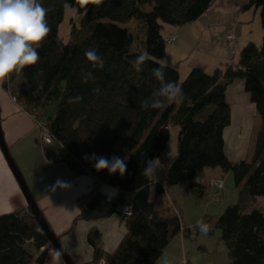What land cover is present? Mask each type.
Returning <instances> with one entry per match:
<instances>
[{
    "label": "trees",
    "instance_id": "16d2710c",
    "mask_svg": "<svg viewBox=\"0 0 264 264\" xmlns=\"http://www.w3.org/2000/svg\"><path fill=\"white\" fill-rule=\"evenodd\" d=\"M216 1L40 0L49 10L46 20L51 28L37 48L40 59L11 73L4 87L22 101L25 111L41 119L38 111L56 107L54 116L46 120L55 140L45 150L47 161L93 179L95 188L74 225L121 215L125 195L133 196L132 216L125 220L126 234L114 253L103 250L98 229L88 232L87 244L93 251L88 264H161L174 238L196 241L201 234L198 226L186 228L172 206L161 213L150 201L152 182L142 172L152 159H158L164 169L163 183L156 185L158 197L187 183L201 200L209 188L197 182V176L206 169L231 172L241 204L229 206L216 221L209 217L204 221L220 231L229 264H264V36L259 46L244 47L237 64L224 71L210 75L194 68L181 82L176 69L166 68L165 80L180 84L183 103H166L160 109L140 107V101L160 86L152 70L165 53L162 30L196 22ZM65 4L78 12L66 43L59 37ZM251 8L259 11L264 33V0H249L245 9ZM131 22L137 23L140 34L128 27ZM138 40L142 44L136 45ZM86 49H95L103 57L104 68L92 69L84 56ZM141 50L148 52L149 59L137 72L132 63ZM86 71H92L94 79L84 83L82 72ZM237 81L243 82L261 120L251 161H230L225 151V131L231 125L226 93ZM76 96L83 99L70 104L69 98ZM173 128L178 129V151L170 156L166 150ZM92 153L109 159L126 157L125 175L97 172L93 162L84 159ZM100 185L121 194L108 199L99 193ZM51 249L30 211L0 215V264H46Z\"/></svg>",
    "mask_w": 264,
    "mask_h": 264
},
{
    "label": "crops",
    "instance_id": "0c3cea01",
    "mask_svg": "<svg viewBox=\"0 0 264 264\" xmlns=\"http://www.w3.org/2000/svg\"><path fill=\"white\" fill-rule=\"evenodd\" d=\"M248 2L249 0H217L196 22L180 28L168 27L167 39L174 34L177 37L176 41L169 45L170 48L165 49L159 63L167 60L174 65L171 68L179 72L181 82L194 68H201L211 75L217 70L224 71L230 66H235L239 58L237 54L240 55L241 48L249 44L248 42L254 43L255 40L249 34L251 33L249 25L256 20L257 10L251 18L250 13L254 8L245 9ZM226 25L227 28H224ZM219 28H224V32L226 29L227 32L233 31L239 37V42L230 45L223 37L220 44L216 43V38L220 37ZM190 52L195 56H190ZM7 79L8 77L0 80V120L4 140L51 230L60 238L67 253L72 254L70 256H73L72 259L76 264H79L83 258L88 261V258L92 256V249L88 246L86 239L92 228L101 232L103 250L109 254L114 253L126 234L125 221L121 215H114L97 222L77 221L75 230L71 231L81 208L88 203L92 195L95 188L94 181L89 176H77L66 165H55L47 161L45 149L38 141L35 122L31 114L23 109L22 101L20 104L13 102V95L4 87ZM21 85L25 84L21 82ZM226 99L231 108L232 121L225 131V151L227 155L232 152L236 158V153L241 156L245 151L240 139L241 127L238 128L239 135L236 132L232 133L233 119L235 115L238 119L246 120V114L248 116V113H255L257 117L258 114L241 81L229 86ZM172 132L175 138H178V129L173 128ZM172 147L166 150L170 156L177 152V149ZM249 153L252 154V150ZM157 165L156 174L150 177L152 183L149 188V199L151 200L154 199L156 185L163 183L164 179L163 166L159 161ZM58 178L67 182L69 187L57 188L53 192L50 186ZM98 191L108 199L121 194L118 189L106 185H100ZM175 196L176 190L173 189L164 196L156 195L154 201H150L156 204L159 212L165 213L171 208L170 200L177 208ZM125 198L126 203L132 202L133 196L128 194ZM19 210L29 211L28 204L0 149V215ZM67 232H70L68 236ZM162 264L170 263L163 261Z\"/></svg>",
    "mask_w": 264,
    "mask_h": 264
},
{
    "label": "rangeland",
    "instance_id": "374dc122",
    "mask_svg": "<svg viewBox=\"0 0 264 264\" xmlns=\"http://www.w3.org/2000/svg\"><path fill=\"white\" fill-rule=\"evenodd\" d=\"M254 12H256L255 9H253V11L250 13L251 18L253 17ZM77 16L78 12L76 8H66L64 21L59 29V37L64 43H66L70 38L71 23L72 20H75L77 18ZM249 26L251 30V33L249 34H251V36L255 39L253 41L254 44L256 43V45L259 46L264 36L259 11H257L256 20H253ZM121 27H125V25H121ZM128 27L131 28L135 35L136 33L140 34V29H138L137 23L131 22L129 23ZM224 28H227V25L224 26ZM224 28L218 29V34L220 37L216 38V43L220 44V41L223 39V37H225V42L230 45L235 44L237 41L239 42V37L236 36L233 31L229 30V32H227L226 29V32H224ZM161 34L164 40H166L168 38V27L162 30ZM228 35L237 38V40L229 42L227 40ZM174 36L177 37L176 34H174ZM138 44L142 43L138 40L136 45ZM247 45L248 44H246L244 47H246ZM244 47H242L241 49H243ZM167 48H170L169 45H166V49ZM190 56L194 57L195 54L190 52ZM238 56L239 54H237V57ZM55 108L56 107L54 105H50L44 108L42 111H38V113H42L43 118L45 120H48L54 116ZM245 117H247L246 120L243 118L238 119V117L235 115V118L232 122V133L236 132L239 135L238 128L239 126L241 127V129L239 128V131H241L240 139L244 145L243 150L245 151L244 154L241 156H238L236 153V158L234 157L232 152H230L227 157L230 161L233 162L251 161L252 156L254 154L253 150L255 147V142L257 139L258 130L260 128L259 125L261 124V120L259 116L257 117L255 113H248V116L246 114ZM173 133L174 132H172V137L167 148L173 146L178 151V140L177 138H175ZM238 135H236V137H238ZM250 150H252V154L249 153ZM175 155H177V152H175V154H172L171 156ZM217 180H221L224 183V191L219 201L213 200L212 195L215 192L214 183ZM196 181L199 183L202 182L203 184H207L209 188L207 195L201 200H198L193 196L187 183H181L173 188L174 190H176V196L174 200L176 202L177 209L181 215L182 222L186 228L193 230L196 226H198V221H200L201 219L204 220L207 217L213 218L216 221L229 206L241 204L240 192L239 189L236 188L235 179L231 172L225 173L220 168L206 169L202 174L197 176ZM155 196L156 192L154 193V199ZM154 199L150 200L154 201ZM76 225L73 226L71 231L75 230ZM212 229L213 226L211 227V231L207 234H199L196 241H192L190 239L182 240V237L174 238L166 248L165 253L160 259L159 263L162 264L163 261H167V263L170 264H229L228 251L224 242L221 240V233L218 229ZM69 233L70 232H67V236ZM92 256L88 258V261L83 258L79 264H88L89 262H91ZM71 258H73V256H71ZM47 261H50L49 256Z\"/></svg>",
    "mask_w": 264,
    "mask_h": 264
},
{
    "label": "clouds",
    "instance_id": "9594fccd",
    "mask_svg": "<svg viewBox=\"0 0 264 264\" xmlns=\"http://www.w3.org/2000/svg\"><path fill=\"white\" fill-rule=\"evenodd\" d=\"M68 5L65 4V8ZM48 9L45 8L40 0H0V80L8 77L11 73H19L25 67L36 64L40 57L37 51L39 45L47 38L51 28L47 23L46 17ZM85 59L89 62L92 69L104 68L105 61L95 49H86L84 51ZM149 54L146 50L135 57L132 63L135 71H142V66L148 61ZM174 67L167 60H162L158 67L153 68V76L160 82V86L153 90L148 99L140 101V107L144 110L160 109L165 104L183 103L184 93L179 83L165 80V69ZM83 82L87 83L94 79L92 71L82 72ZM95 92L99 88L94 89ZM83 99L81 96L69 98V103H78ZM86 161L93 162V167L97 172L107 170L109 174L119 172L123 177L127 171L126 157L112 156L110 159L104 156H97L92 153L91 156L85 154ZM158 159L147 160L142 175L151 177L156 174L158 169ZM67 182L57 179L50 186L51 191L57 188H67ZM211 225L203 219L198 221V228L202 234L211 231ZM63 246L53 248L49 251L50 261L46 264H64Z\"/></svg>",
    "mask_w": 264,
    "mask_h": 264
},
{
    "label": "water",
    "instance_id": "95a60500",
    "mask_svg": "<svg viewBox=\"0 0 264 264\" xmlns=\"http://www.w3.org/2000/svg\"><path fill=\"white\" fill-rule=\"evenodd\" d=\"M0 149L1 152L10 168L12 171L16 181L18 182L21 191L27 201L29 211L31 212L32 216L35 218L41 232L46 236L48 239L50 245L52 248H61L63 245L61 244L60 240L58 237L55 235V233L51 230L47 220L45 219L43 213L39 209L30 189L28 188L25 179L18 169L17 165L15 164V161L13 160L7 145L4 140L3 132L1 129V120H0ZM64 256L62 257V260L64 264H75L71 258V256L67 253L66 249L64 248Z\"/></svg>",
    "mask_w": 264,
    "mask_h": 264
},
{
    "label": "built area",
    "instance_id": "2783aa9c",
    "mask_svg": "<svg viewBox=\"0 0 264 264\" xmlns=\"http://www.w3.org/2000/svg\"><path fill=\"white\" fill-rule=\"evenodd\" d=\"M227 40L229 42H233V41H236L237 38H235L233 36H228ZM175 41H176V37L173 36L169 39H166L165 43H166V45H170ZM12 100L15 104L21 103L15 97H12ZM30 116L32 117L33 121L35 122L37 131H38V141H39L41 147L45 150L53 147L55 145V140L50 133L47 121L39 118L35 114H31ZM223 187H224L223 181H221V180L215 181V183H214L215 192L212 194L213 200H215V201L220 200V198L222 196ZM170 205L172 206V208L174 209L175 212H178L175 204H173L171 200H170ZM131 216H132V206H131L130 202H127L123 208L121 217L123 220H128Z\"/></svg>",
    "mask_w": 264,
    "mask_h": 264
}]
</instances>
